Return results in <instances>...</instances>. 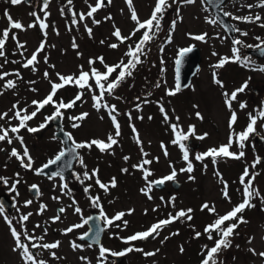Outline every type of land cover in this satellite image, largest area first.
I'll use <instances>...</instances> for the list:
<instances>
[{
	"label": "rangeland",
	"instance_id": "1",
	"mask_svg": "<svg viewBox=\"0 0 264 264\" xmlns=\"http://www.w3.org/2000/svg\"><path fill=\"white\" fill-rule=\"evenodd\" d=\"M96 2L97 0H72L69 6L67 0H49L46 9L48 15L45 17L44 11L41 12L42 0H32L21 5H12L10 0H0V34L8 28L9 21L5 13L9 14L14 21L22 22L26 27V30L13 29L10 32V37L14 34L17 40L24 44V48L18 49L17 41L9 38L5 45L6 55L0 57V65H2L0 73H10L4 79H0V113L7 112L9 118L13 117L14 104L18 108H26L28 113L34 111L35 106L32 105V101L43 100L51 91V83L60 82L57 73L78 76L81 70L90 71V67H95L100 72L106 71L104 65L98 60L90 66V59L103 57L107 65H116L122 60L127 62L129 57L126 56V52L129 46L134 47L140 40L143 30L137 31L123 43L113 36L115 28H119L123 36H129L136 28V22L131 19L126 0H111L110 4L106 2L104 7L93 14V17L86 16L85 20L80 21L79 14L86 15ZM258 2L259 0H226L220 6L221 10L232 14L227 19L232 22L233 27L240 29V32H235L233 39L223 29L221 23L209 22L215 19V15L204 0L203 2L195 0L192 4H171L161 21L160 32L152 42L146 45L147 55L141 56L143 62L137 65L133 75L126 78L112 96L105 95L106 102L115 105L117 109V120L121 125V135L115 137L118 143L105 152H101L95 145L91 149H78L86 168L78 160H72L69 177L64 178L63 181L58 177L49 179V175L37 174L33 170L55 157L57 150L64 148L62 139L55 135L57 130L53 123L49 122L46 128L36 133L21 129L19 135L23 137V146L16 139L12 144L6 141L7 144L0 143V177L8 179V184L0 182V194L6 192L13 202L10 214L0 213V264H25L19 250H13L15 241L4 216L11 218L13 226L21 230L19 217L28 213L32 215L28 221L23 222V227L30 235L37 238L43 237L42 240L36 241L42 244L43 241L60 242L57 249H35L37 259L45 260L47 264H98L101 259H104V264H200L206 255L205 246L211 248L215 240L219 239L216 233H213L212 240L208 239V235L204 232L205 227L242 202L243 186L240 183V177L245 167L258 173L254 185L259 189L261 196H264V139H262L264 127L261 126L264 120L258 118L256 126L258 134L251 136L245 143L243 158L236 160L219 157L215 164L210 157L204 161L195 159L196 154L228 144L230 132L239 133L245 130L249 123V113L256 115L258 110L264 107V71L253 70L264 65V60L249 55L248 49L252 48L245 46H255L264 41V27H261V24H264V8L256 7ZM155 3V0H133V7L137 10L141 21L146 20L150 15L151 7ZM249 4L253 5L251 9L247 7ZM72 12L77 14L76 25L72 24ZM32 13H36L41 20H44L48 25L47 29H40L39 22ZM257 14L261 16V20L255 23L233 18ZM109 16L111 19H105ZM93 20L100 23L95 24ZM29 24L36 26L27 28ZM85 25L92 29L91 36L86 31ZM242 32H247L248 35H242ZM204 33H207L204 42L192 38ZM169 34L172 37L170 43L167 42ZM257 37L260 39L257 40ZM234 39L243 41V45L236 47L242 46L240 56L250 57L251 66L244 67L238 62H228L223 67H214L221 58L233 56ZM42 41L45 43V48L38 54L36 70L33 71L31 66L23 67ZM73 42L78 45L77 48H73ZM113 43L118 44V47L115 49L109 47ZM189 46L199 48L200 68L192 77L188 88L170 96L167 94L168 90L174 89L176 85L175 61L179 50ZM118 71L119 69L109 79L114 80ZM16 72H19L22 78H18L15 75ZM45 72L48 73L47 79L44 76ZM213 73L216 74V79L222 81L223 86L214 82ZM7 80H14L16 87L4 88ZM245 81L248 82L247 88L238 94L237 100L232 102V108L229 109L225 103V93L230 94L240 88ZM89 83L98 95L99 90L96 89L94 80H90ZM157 84L160 86L157 87ZM79 91L80 89L74 85L66 86L58 91L54 99L57 102L60 99L68 102ZM92 95V92L85 90L82 101H78L72 109L61 110L64 116L59 122L77 142L92 139L107 141L109 134L115 136V128L108 111L105 109L97 111L93 107ZM145 100L148 103H144ZM241 103H246L247 107L241 109ZM137 104L141 106L139 110L136 108ZM161 106L169 117L167 122L160 110ZM54 110L52 105L46 106L35 118L27 122L28 126L38 127L44 122L45 116L51 115ZM233 111L237 114V122L230 129L229 120ZM197 112L203 119L197 117ZM81 113L89 115L83 121H75L81 126L73 128L74 121L69 117L79 116ZM177 117L179 120L176 119ZM17 123L19 122L16 119L0 120V125L5 128L9 127V124L16 126ZM171 124H178L180 130L185 133L188 132L189 126H195V135L190 136L186 142L189 158L194 167L190 174L179 171L186 167L187 162L183 160L179 146L172 143L175 134L170 127ZM133 125L136 133L133 132ZM137 133L142 141L141 144L136 142ZM204 133L208 134L204 139L197 138ZM25 146L32 157V169L23 168L20 161L10 155L13 148H18L22 154ZM165 148L167 155H165ZM3 149L7 151L6 156L1 154ZM230 151L238 153L241 149L234 143ZM125 156L129 157L127 161L124 159ZM257 156L261 158V163L252 169L251 164ZM144 159L152 161L150 165L145 166L152 172V175L148 177L149 181L170 174L173 167L178 173L175 181L166 182L162 186H153L149 193L151 199L149 195L141 191L148 183L144 179L143 171L133 167ZM94 169H98L97 176L101 182L109 184L115 178L116 186H109L108 191H105L96 184L97 177L84 180L83 183L76 178L75 174H80L82 178L85 170L91 175ZM122 169H127V172ZM189 175L194 179L189 180ZM16 180L20 181L16 185V190L10 191L12 183ZM225 182L228 185L230 199H226L223 195ZM61 183L68 185L63 191L60 187ZM34 184L39 189V194L36 193L35 196L32 195L34 189L31 188ZM175 184L177 186H174ZM88 185H91V188L85 192ZM94 196L100 197V204L109 218L124 212L126 214L123 220L128 221L126 227L122 221H115L113 226L102 232L98 244L78 239L87 231V224L74 229L71 233L64 232L72 225L83 224L85 217L91 212L100 213L90 200V197ZM172 197H175L174 206L169 203ZM28 200L32 203L25 206V201ZM204 203H208L209 206L214 205L216 212L201 210ZM252 203L255 207L246 208L242 213L247 223L240 224L235 230L236 234L230 237L232 246L219 254L218 259L224 261V264H264V258L250 251L255 249L256 253L264 252V202L257 198L253 199ZM42 204L47 208L38 214ZM62 207L65 212L60 213V219L53 222L51 218L56 216L57 210ZM76 207L81 208L80 213L75 212ZM189 208L193 209L191 221L183 220L169 224L155 239L150 237L146 240L130 242V244L122 240L147 230L158 220L167 219L169 214L175 215L180 209ZM129 210H133L131 214H128ZM232 222L234 221L226 222L224 227ZM117 224L120 227H116ZM101 225L103 226V222ZM45 229H47L46 232ZM196 232H200L201 236L197 238ZM173 233L176 234L172 235ZM165 237L168 239L165 240ZM250 238L251 242H249ZM73 241L83 247L74 250ZM161 241L164 242L161 243ZM89 244L92 247H88ZM101 245L112 252L123 251L129 246L141 248L144 252H153L157 249L159 251L151 257H146L142 252L132 251L122 257L119 256L120 259L117 261L111 257V254H106V258H100ZM51 251L56 253V258L51 256ZM81 257H87V260H81Z\"/></svg>",
	"mask_w": 264,
	"mask_h": 264
},
{
	"label": "snow or ice",
	"instance_id": "2",
	"mask_svg": "<svg viewBox=\"0 0 264 264\" xmlns=\"http://www.w3.org/2000/svg\"><path fill=\"white\" fill-rule=\"evenodd\" d=\"M107 2L110 4L111 0H107ZM203 2V0H202ZM213 0H208V3L211 4ZM10 3L12 5H21L24 3V0H10ZM126 3L130 9L131 13V19L136 22V28L133 30V32L129 36H123L121 33V30L119 28H115L113 32V36H115L121 43L124 41L130 39L132 36L135 35L137 31L143 30V35L141 36L140 40L135 44L134 47L129 46L128 51L126 52V56L129 57L127 62L125 63L123 60L116 64V65H107L104 63V58L103 57H97L95 60L90 59L89 60V65H94L96 61L98 60L101 64L104 65L106 71L100 72L97 70L95 67H90V71H83L81 70L79 72L78 76H73V75H62L57 73L59 83L52 82L51 83V91L50 93L40 101L33 100L32 105L35 106V110L32 111L31 113L27 112L26 108H18L16 104L13 105L14 111V116L9 118L8 113H0V120H3L5 118H8L9 120L11 119H16L19 121L18 125L12 126L9 124V127L5 128L3 125H0V142H7L8 144H12L13 139L18 140L21 145L23 146L24 141L23 137L19 135L21 129H26L30 133H36L44 128L47 127L48 123L51 122L54 119L57 118H63L64 113L61 111L67 110V109H72L78 101H82L83 96L85 95V90L88 92H92V100H93V107L99 111L101 109H105L108 111V114L110 116V119L113 123V126L115 128V136L112 134H109L107 141L100 140V139H92L91 141H85V142H77L73 138L71 133H65V136L67 138V141H70L71 144L62 148L54 158L49 159L46 164H44L41 168L39 169H33L37 174H43V170L47 169L51 165H56L58 162H63V166L56 172L51 173V175L48 176L49 179L53 178H60L61 181L64 180V175H63V168H71L72 167V160H78V162L86 168L84 165L83 158L79 156L78 149H83V148H88L91 149L94 145L101 151L105 152L110 149L114 145L118 143L117 139L115 137H119L121 135V125L119 121L117 120V109L115 105H110L106 102L105 100V95L107 94L108 96H112L115 92V90L126 80V78L131 77L133 75V71L136 69L137 65L141 64L143 61L141 60V56H146L147 55V50H146V45H148L150 42H152L157 34L161 30V21L164 18L165 12L168 10L169 7H171V4H177V3H182V4H192L195 3V0H171V3H169V0H156L155 6L153 8V11L150 15V17L147 20L140 21L138 14L133 7V0H126ZM49 0H43V8L42 11H44L45 17H47L48 13L46 9L48 8ZM67 4L70 6L72 4V0H67ZM105 6V0H97L96 4L94 6L90 7V10L86 13H80L79 14V20L83 21L85 20L86 16L87 17H93V14L96 13L99 9ZM249 9L253 7V5L249 4L247 5ZM256 7H262L264 8V0H259L258 4ZM179 11V9H177ZM33 16H36L37 21L39 22V27L41 30L47 29L48 25L44 22V20H41L40 17L36 13H32ZM62 15H63V10H62ZM76 13L72 12V24L76 25L77 24V19H76ZM224 16H231L232 14L229 12H224ZM5 16L7 20L9 21V28H5L2 31V34H0V57H5V45L6 41L11 38L12 40L17 41V48L18 49H23L24 44L20 43L17 40V37L12 34L10 37V32L12 29L16 30H26L25 25H23L22 22L19 21H14L12 17L5 13ZM235 20H241L247 23H255L261 20V16L259 14L255 16H236L233 17ZM105 19H111V16L106 17ZM212 24L217 23V20L212 19L209 21ZM93 23L99 24L100 21L93 20ZM35 24H29L27 25V28H32L35 27ZM175 27V21L173 22V29ZM261 27H264V24H261ZM86 31L88 34L91 36L92 35V29L87 27L85 25ZM232 31L240 32V29L238 28H233ZM242 35H248L247 32H242ZM46 35V33H45ZM191 35V34H189ZM195 40L198 41H206L207 38V33L200 34V35H195L192 37ZM257 40L260 38L257 37ZM172 40L171 34L168 36L167 42L170 43ZM103 43V41H101ZM237 45H243V41L240 39H234L233 40V56L232 57H223L219 60V62L214 66L216 68L223 67L226 63L228 62H233V63H240L244 67H250L251 66V59L248 56L241 57L240 56V48L236 47ZM73 48H77L78 45L73 42ZM246 47L253 48L255 47L258 49L262 54H264V41H261L260 44H257L255 46L253 45H245ZM109 47L115 49L118 47V44H110ZM194 46H189L187 48H182L179 50L178 57L175 61L176 64V71H177V76H176V85L174 89H169L167 94L168 95H175L178 92L181 91V83L179 80V66L183 62L184 57L193 51ZM45 48V43L42 41L39 45V47L36 49V51L31 55L30 58L26 60V62L23 64V67L29 68L30 66L32 67V70L35 71V64L38 62L37 57L38 54L42 51H44ZM161 51H163V47H161ZM79 54V53H78ZM215 55V53H213ZM21 55H23V52H21ZM45 61H47V57H45ZM7 62V61H6ZM15 62V61H14ZM2 67V65H0ZM117 69H119L118 74L116 75L114 80H110L109 77L117 72ZM253 70H259V71H264V65H261L258 69H253ZM10 75L8 72H2L0 73V79H4V77H7ZM15 75L18 78L20 77L19 72H16ZM45 78H48V73H44ZM213 78L214 82L217 84L222 85V81L216 79V74L213 73ZM90 80H94L96 89L99 90V94H95V89H93L92 84L89 83ZM34 83V82H30ZM76 86L80 89V91L77 93V95L70 101L64 102L63 99H60L58 102L57 100L54 99V97L57 96L58 91L60 89L65 88L66 86ZM157 87L160 85L157 84ZM248 86V82L245 81V83L238 89H235L232 91L230 94L225 93V103L229 109L232 108V102L236 101L238 98V94L242 93L245 91V89ZM16 87V82L14 80H7L6 83L4 84V88L6 89H12ZM32 91H36V89H32ZM144 103H148L147 100L144 101ZM52 105L54 107V112L45 117V120L43 123H41L38 127H29L27 122L31 121L33 118L37 116V114L44 109L46 106ZM140 104L136 105L137 110L140 109ZM247 105L246 103H241L240 108L244 109L246 108ZM161 112L164 115L165 122L169 120V117L167 115V112L161 106ZM88 113H81L79 116H71L69 117L70 120L74 121L72 124L73 128L80 127L81 125L78 123H75V121H83L88 117ZM197 117L200 119H203L201 114L199 112L196 113ZM129 118L131 119V116L129 114ZM140 119H143V117H139ZM258 118L260 120H264V107L260 108L257 112L256 115H253L252 113H249V123L247 124L245 130L239 132V133H234L230 132L229 136V142L226 145H221L219 148H211L208 151L204 153H199L195 155V159L197 161H204L206 158L210 157L212 159L213 164L217 162V158L219 157H225V158H232L239 160L245 156V152L243 151L245 147V143L250 140L251 136L257 135V123H258ZM151 119V117H149ZM179 120V117L176 118ZM237 122V114L235 111L232 112L230 120H229V128L231 129L232 126ZM264 127V124L261 125ZM133 132L136 133L135 126L133 125ZM170 127L172 128L173 133L175 134V139H173L172 143L175 145H178L179 148L182 151V158L186 163L185 168H181L179 171L180 172H187V173H192L194 170L193 163L189 158V150L188 147L186 146V142L189 140L190 136L195 135V126H189L188 132L185 133L182 130H180V127L178 124H171ZM9 133L15 134L14 136H10ZM208 134L204 133L202 136L197 137L198 139H204ZM264 139V137H262ZM136 142L137 144H141L142 141L139 138L138 133L136 134ZM66 143V142H65ZM236 143L238 144L239 148L241 151L233 152L230 151L232 148L233 144ZM162 144V148H163ZM165 155H167V149L165 148ZM143 152V149H141ZM72 156V160H67L65 161V157L68 155ZM145 156L147 153H143ZM11 157H15L17 160L20 161V164L23 168L25 169H32L33 168V161L32 157L29 154V151L27 147L25 146L23 148V153L21 154L16 148H13L11 151ZM124 159L127 161L129 157L125 156ZM25 160H27V163H25ZM152 163L151 160L144 159L142 162L138 165H133V167L138 168L143 171L144 173V179L148 181L147 186L145 189H141V191L149 195L151 192V189L153 186H162L166 182L169 181H175L176 177L178 175L177 170L173 167L172 171L170 174L163 176L157 180L154 181H149L148 177L152 175V172L150 169H147L145 166L150 165ZM261 163V158L257 156L252 164L251 168L254 169L257 164ZM122 171L127 172V169H122ZM98 169H94L91 173L87 170L84 171L83 177L81 178L80 174H75L76 178L83 183L84 180H90L93 177L96 178V184L99 185V187L105 191H108L109 186L115 187L116 186V180L113 178L109 184H105L101 182L97 176ZM17 176L19 175L18 173L16 174ZM219 175V173H217ZM258 173L254 171H250L249 167H245L241 177H240V183L243 186V199L242 202L234 206L230 211H228L226 214L218 216L215 221L212 224H209L205 227L204 232L208 235V239L212 240L213 233H216L219 236V239L215 240L214 246L211 248H208L205 246L206 249V255L204 256L203 260L201 261V264H224V261L219 260V254L221 253L222 250H226L232 246V242L230 237H232L235 233V230L240 226V224L247 223L245 220L244 216L242 213L246 210V208H251L255 207V205L252 203L253 199L259 198L262 202H264V196H261V193L257 187L254 185V181L256 179V176ZM247 178V180H246ZM189 180L194 179L193 176L189 175L188 176ZM0 182L4 184H8V179L4 177H0ZM19 180H16L14 183H12L11 188L9 189L10 191H15L16 190V185L19 183ZM61 190L63 191L68 187L66 183H61L60 185ZM32 189L37 190V194H39V189L37 185H31ZM91 188V185H88L85 188V192H88L89 189ZM18 195V193H17ZM223 195L225 196L226 199H230V196L228 194V185L225 182L224 183V189H223ZM151 195H149V199H151ZM54 199H59V197H54ZM163 199V198H162ZM90 200L93 204L94 207L100 208V214L98 217H92L89 216L86 219H84L83 224H75L72 225L64 230L65 234L71 233L74 229H78L84 226V224H89V222L95 220H100L103 222L102 227H98L96 230V236H99V233L104 231L106 228L113 226L115 221H122L123 225L126 227L128 224V221L123 220V217L125 216L126 213L124 212H119L117 213L114 217L109 218L105 212L103 211L102 206L100 205V197L99 196H94L90 197ZM175 202V197L170 198L169 203H171L174 206ZM32 203L31 200L25 201V206L30 205ZM47 208L46 205H41L38 214L42 213L45 209ZM207 209L210 213H215L216 209L215 206H209L208 203H204L201 206V210ZM155 210V209H154ZM133 210H129L128 214H131ZM5 208L3 204H0V213H4ZM65 209L62 207L58 210V214L51 219L53 222L58 221L60 219V213H64ZM76 213L81 212L80 207L75 208ZM193 212V209H180L179 211L176 212L175 215L169 214L167 219H162L159 220L157 223L151 225L147 230L137 232L131 236H128L126 238H122V240L125 243L134 242V241H142L146 240L148 238H153L155 239L157 236L160 235V231L166 227L169 224H172L177 221H191L193 219L191 213ZM32 215V213L28 214H23L19 217V223L21 224V230H18L17 227L13 226V220L9 218L8 216H4V219L6 223H8L10 227L11 234L14 238L15 241V247L14 251L19 250L21 258L24 260L25 264H47V261L42 260V259H37V255L34 254L31 249H36V248H43L45 250H53L57 249L60 246V242H52V243H43V244H37V243H31L30 246L28 243H24L22 240V237L26 239L29 242H32L34 240L40 239L42 240L43 237H35L34 235H30L27 231L26 228L23 227V222H26L29 220V217ZM228 221H234L232 223H229L227 227H224L225 223ZM116 227H120L119 224L115 225ZM39 227V225H37ZM47 229H45V232ZM92 232V228H89L88 232H84L81 236L80 239H85L89 236V234ZM176 233H173L172 235H175ZM195 236L198 238L201 236L200 232H196ZM165 240L168 239V237L164 238ZM164 241H161L163 243ZM251 242V238L249 240ZM98 243V241H97ZM72 247L73 249H78L83 247L80 244L75 243L74 241L72 242ZM88 247H92L91 244L88 245ZM238 247V246H237ZM132 251H137V252H142L146 257H151L156 254L159 250L157 249L156 251L153 252H144L143 249L141 248H136L133 246H129L125 248L123 251L120 252H112L110 249L103 247L101 245L99 247V257L100 258H106V254H111L112 256H124L127 253H130ZM181 251H183V248L181 247ZM250 251L253 252L254 255H259L261 258H264V252L256 253L255 249H250ZM51 256L53 258H56V253L54 251L50 252ZM81 260H87V257H81ZM98 264H104V259L99 260Z\"/></svg>",
	"mask_w": 264,
	"mask_h": 264
},
{
	"label": "water",
	"instance_id": "3",
	"mask_svg": "<svg viewBox=\"0 0 264 264\" xmlns=\"http://www.w3.org/2000/svg\"><path fill=\"white\" fill-rule=\"evenodd\" d=\"M225 0H213V2L211 4L208 3V0H206V3H208V5L210 6V8L215 12V15L218 17V19L220 20L221 24L224 26V28L226 29V31H228L230 34H233L234 31H232V26L230 24V22L227 20L226 16L223 15V12L220 9V6L224 3ZM199 48L198 47H193V51L191 53H188L184 59L183 62L181 63V65L179 66V80L181 83V89L186 88L190 82L192 77L196 74L197 70L199 69L200 66V53H199ZM249 54L254 55L256 57L264 59V54H262L258 49H253V50H249L248 51ZM55 128L57 130L56 136L61 138L63 140V142L65 143V146L70 145V142L67 141V138L65 136V131L63 130V128L61 127L60 122L58 123L57 119H55ZM67 160H72V156L71 154L68 155L67 157H65V161ZM63 166V162H58V164L56 165H51L50 167H48L47 169L43 170V174L46 175H50L53 172L58 171L61 167ZM71 172V168H67L64 167L63 168V175L64 178L69 177V173ZM177 186V184L175 185ZM36 190H33V194L35 196L36 194ZM92 217H98L95 214H91ZM92 228V232L89 234V236L83 240L89 241L91 243L94 244H98L100 243V239H101V234L102 232L99 233V236H96V230L98 227H102L101 225V221L100 220H93L91 222H89L88 224V230L86 232L89 231V228ZM82 240V239H81ZM98 241V243H97ZM117 261L120 259V257H116Z\"/></svg>",
	"mask_w": 264,
	"mask_h": 264
},
{
	"label": "flooded vegetation",
	"instance_id": "4",
	"mask_svg": "<svg viewBox=\"0 0 264 264\" xmlns=\"http://www.w3.org/2000/svg\"><path fill=\"white\" fill-rule=\"evenodd\" d=\"M30 1H32V0H24V2L25 3H29ZM43 1V0H42ZM42 8H43V5H42ZM41 12H42V10H41ZM8 23V25H7V27L9 28L10 27V25H9V22H7ZM13 30V29H12ZM6 43H7V41H6ZM10 136H14V135H12V134H9ZM13 140H15V139H13ZM0 143H5V144H7L6 142H0ZM4 147V146H3ZM17 150H18V148H17ZM12 151V150H11ZM1 154H4L5 156L7 155V151L5 150V149H3L2 151H1ZM0 204H3L4 205V208H5V214H10V212H11V209H12V205H13V202L9 199V197L7 196V193L6 192H2V194H0ZM86 219V218H85ZM81 236V235H80ZM79 236V237H80ZM79 239V238H78ZM22 240H23V242L24 243H29V246H30V244L31 243H37V244H42V242L40 243L39 241H36V240H34V241H32V242H29V241H27L26 239H24L23 237H22ZM80 240V239H79ZM43 243H52V242H50V241H43ZM37 249V248H36ZM31 251L35 254V249H31ZM20 252V251H19Z\"/></svg>",
	"mask_w": 264,
	"mask_h": 264
},
{
	"label": "trees",
	"instance_id": "5",
	"mask_svg": "<svg viewBox=\"0 0 264 264\" xmlns=\"http://www.w3.org/2000/svg\"><path fill=\"white\" fill-rule=\"evenodd\" d=\"M242 47V46H241ZM241 47H240V49H241Z\"/></svg>",
	"mask_w": 264,
	"mask_h": 264
}]
</instances>
